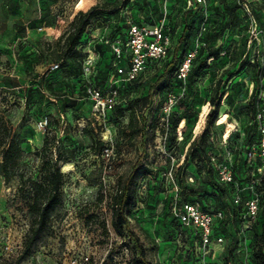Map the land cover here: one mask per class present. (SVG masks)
Listing matches in <instances>:
<instances>
[{
    "label": "rangeland",
    "instance_id": "1",
    "mask_svg": "<svg viewBox=\"0 0 264 264\" xmlns=\"http://www.w3.org/2000/svg\"><path fill=\"white\" fill-rule=\"evenodd\" d=\"M11 1L0 0V117H9L13 134L24 141L25 149L33 152L40 148L49 135L72 149L75 157L74 163L62 167L68 177L63 187V204L52 218L53 234L43 237L36 251L20 264H139L135 239L144 250L145 260L151 264H230L224 251L202 255L199 260L188 258L185 242L172 220L178 190L174 173L170 176L169 172L180 162L192 135L191 126L217 89L227 99L218 111L216 124L223 128L214 127L209 133L213 152L224 158L241 145L238 135L224 142L235 128H231L235 124L229 121V116L237 120L241 134L250 132L254 140L257 138L258 128L251 125L242 107L247 104L253 80H258L257 100L259 108L264 109V0H241V6L231 18L221 4L237 0L201 3L128 0L123 7L125 0H82L80 5L79 0H43L45 17L35 28L43 27L44 31L30 32L20 42H14L6 34L9 29L6 8ZM194 3L198 6L193 8ZM96 4L121 6V9L116 17L103 14L92 20L75 51L65 54L64 38L74 16ZM187 8L192 9L190 21L195 15L193 20L199 31L193 41L199 43L200 51L195 66L198 68L204 63L205 68L197 71L198 76L191 85L179 82L174 70L163 71L162 65L155 72L145 74L139 89L128 95V99L149 94L150 105L143 114L146 133L130 137L129 100L123 95L124 100L119 102L117 97L114 106L120 105L106 121L105 117L95 114L83 78L88 84L97 77L98 88L103 92L109 89L113 71L109 66L112 51L108 44L118 33L124 39L128 23L147 29L162 28L175 37L174 47ZM226 21L230 22L228 28L216 38V31ZM55 27L57 31L53 30ZM102 41L104 45L99 47ZM211 50L219 52L217 59L208 58ZM91 52L96 54L95 74L82 78L84 60ZM244 59L250 64L257 60L262 73L250 67L238 71ZM56 64L58 69L51 70ZM185 84L187 88L183 90ZM169 94L175 95L177 101L168 122H164L161 110ZM223 114L226 120L222 119ZM179 117H184L187 123L182 135L184 141L177 133L174 136L172 130L173 122ZM44 118L48 119V126L43 131L39 122ZM138 120L141 125L142 118ZM181 124L185 127L184 120ZM27 161L31 162L32 158ZM140 165L150 166L151 172L137 186L139 203L128 218V230L134 235V240H130L125 227L123 231L113 230L108 204L118 181ZM189 170L194 172L193 166ZM193 188L197 195L212 201L211 187L198 181ZM16 189V182L7 186L0 176V264H15L29 228V217L18 210L19 204L8 205ZM231 264L251 263L242 254Z\"/></svg>",
    "mask_w": 264,
    "mask_h": 264
},
{
    "label": "trees",
    "instance_id": "2",
    "mask_svg": "<svg viewBox=\"0 0 264 264\" xmlns=\"http://www.w3.org/2000/svg\"><path fill=\"white\" fill-rule=\"evenodd\" d=\"M128 3L129 1L125 0L122 7L126 6ZM196 6H198L197 3H194L193 8ZM221 6L231 18L241 6V0H237L232 4L223 2ZM120 9L121 6L110 7V4H96L90 6L86 10L81 9L78 11L70 24V31L64 38V53L68 55L75 51L80 44L86 28L92 20L103 14L116 17L118 16ZM192 12L193 11L190 8H187L184 11L180 22L181 28L176 35L177 42L174 47H172V44L175 37H172L171 34H167L163 31L171 41L168 55L164 60L149 64L137 79L128 82H121L113 87L118 91L119 102L124 100L122 99L123 95L128 99V95L139 89L142 78L145 74L155 72L161 65L163 71L174 70L176 73V79L179 82H182L177 78L178 69L185 55L194 48L195 44L193 41L198 36L199 32L197 22L193 20L195 15L192 16V21H190V15ZM229 24L230 22L226 21L219 27L216 31V38H219L224 34ZM127 34L128 26L125 29L124 39H122V35L118 33L115 35L114 40L108 44L112 51V59L109 63V66L113 71L111 74L112 77L117 73L116 66H127L128 62L126 59V53L120 58H117L111 45H117L125 51ZM102 45H104L103 41L98 46L101 47ZM199 52L198 49L197 55L192 61L191 68L185 79V83H188L189 85H191L194 78L198 76L197 71L205 68L204 63L198 68L195 66ZM97 53L101 56L99 52ZM218 56L219 52L217 50H211L208 54V58L210 59H217ZM245 67H250L255 69L258 73H262L257 60H254L251 64L248 63L246 59L242 60L238 67V71H242ZM42 74L44 75V73ZM235 74L236 73L231 74L230 77ZM97 82H100V79L94 77L92 81H88V84H86V81L83 78V85L87 92L89 86L98 88ZM258 82V80H253V89L249 95L247 104L242 107L245 109L251 125L254 124L258 128L257 138L254 140L250 132H248L247 135L244 132L241 134L237 120L228 115L229 121L234 122L237 127L227 140H230L234 135H238L241 141V145H239L233 152H229L233 155L234 178L241 187L247 186L249 182V171L251 169H256L259 165L258 161H254L250 164L246 159L247 152L251 147L258 144L260 138L259 123L256 120V115L262 110L259 108V101L257 100ZM186 88L187 85L185 84L184 90H186ZM226 99L227 96L220 93L218 89L215 90L209 97L207 105L204 106L205 109L200 112L198 120L191 126L192 135L191 138L187 140L185 150L182 153L183 160H180V162L172 168L176 188L178 190V199L175 208H180L181 205L186 203H199L201 209L205 212L212 214L221 213L222 218L216 219L214 222L213 235L214 237L222 236L224 238L223 251L227 253L226 262H229L230 264L234 263L236 258L238 259L242 254H246L251 264H264V179L255 186L256 191L260 195L259 210L256 219L249 228L243 229L242 216L244 213V203L246 199L250 197V192L244 191L242 193V201L240 204H235L233 199V186L221 183L211 164V158L219 155L212 150V145L208 141L210 138L209 133L214 127L223 128V126H217L216 122L219 118L218 111ZM144 100L146 101L142 103ZM129 102L130 119L128 128L130 131V137L145 136L146 122L143 114L150 105L149 94L140 99L129 100ZM119 105L120 104L117 103L112 109L107 111L105 115L106 121L110 120L114 110L118 108ZM140 117L142 118L141 125H139L138 120ZM183 120L185 121V127L181 130L183 135L187 126L184 117H179L173 122L172 130L174 136ZM99 126L98 128H100ZM200 128L202 130L199 133ZM194 129L196 136L194 135ZM153 130L154 127L152 125V131ZM55 138V136L49 137L48 135L44 138L43 145L31 152L23 147L24 141L16 138L13 134V127L9 117H0V176L2 177L4 184L7 186L12 182L17 183L15 196L11 202L9 200L8 205L11 206L12 203L17 202L19 204L17 207L18 210L24 211L29 217V228L24 238L23 249L16 258L15 264L22 263L34 253L43 237L53 234L52 218L55 211L63 204V187L68 176L62 171V167L74 163L75 157L72 149L63 145L62 142H57ZM144 140L146 142V138ZM184 140L185 138L183 137L181 141ZM28 158H32V161H27ZM194 161L195 165H192ZM190 166H193L194 172L189 170ZM149 172H151V167L148 165L135 166L124 179L118 181L117 188L110 196L108 210L111 214V226L115 232L123 231V228L125 227V232L127 230L128 239L130 240H134L132 239L134 235L128 230V218L133 209H135L139 203L137 195L139 180L147 176ZM190 177L193 178V182L189 181ZM198 181H202L207 186L211 187L212 194L210 196L212 201L208 200V197L197 195V191L193 186ZM99 200L100 202L103 201V195L99 197ZM174 209L171 213L172 220L176 223L180 235H182L183 241L185 242L186 250L188 252L187 256L188 258H191V261L199 260L202 254L199 251L198 238L192 228H185L180 224V221L174 215ZM102 226L104 231H106V222H104ZM134 242L136 248H138L139 259L137 262L139 264H151L145 260L144 250L142 247H138V240L135 239ZM240 242H245V249L238 248V243Z\"/></svg>",
    "mask_w": 264,
    "mask_h": 264
},
{
    "label": "built area",
    "instance_id": "3",
    "mask_svg": "<svg viewBox=\"0 0 264 264\" xmlns=\"http://www.w3.org/2000/svg\"><path fill=\"white\" fill-rule=\"evenodd\" d=\"M204 1L205 0H197L198 3ZM38 31L43 32L44 29L40 27L38 28ZM105 43L108 44V42ZM170 45V38L163 33L162 28L154 26L147 29L133 23H128L125 51L117 45H111L117 58H120L126 53V59L128 62L127 66H116L117 73L110 79V86L107 91L103 92L99 88L93 86H89L88 88V94L94 103L95 114H98L100 117H105L106 112L114 106L115 100L118 97V91L113 87L121 82H128L137 79L149 64L164 60L168 55ZM198 49L199 43L197 42L194 45V48L185 55L177 72V78L179 80L185 81L191 68L192 61L197 55ZM95 60L96 54L92 52L89 53L84 60L83 75L90 77L95 74ZM58 67V64L52 65L51 70H56ZM176 101V96L169 94L161 110L162 120L164 122H168L171 109ZM256 120L259 123L260 138L258 144L251 147L247 152L246 159L250 164L254 161H258L259 165L256 169H251L249 171V182L247 186H239L234 178L233 155L231 153H227L224 158H221L220 156H213L211 158V164L217 173L218 180L225 185L233 186V199L235 204H240L242 201V193L244 191L250 192V197L246 199L244 203V213L242 216L243 229L249 228L256 219L259 210L260 195L256 191L255 186L264 179V109L258 112ZM47 126V118H44L39 122L40 130L44 131ZM177 134L180 139V125ZM226 141L227 139H224V142ZM181 160H183V156ZM173 166L169 172L170 176H173ZM189 181L193 182L194 180L190 177ZM174 215L183 227L192 228L194 230V233L198 238L199 251L202 255L210 253L215 255L218 252H223L224 238L222 236L214 237L213 235L214 222L216 219L222 218L221 213H208L201 209L199 203H186L181 205L180 208H175ZM245 245V242H240L238 243V248L245 249ZM6 250L12 252L11 248H6Z\"/></svg>",
    "mask_w": 264,
    "mask_h": 264
},
{
    "label": "crops",
    "instance_id": "4",
    "mask_svg": "<svg viewBox=\"0 0 264 264\" xmlns=\"http://www.w3.org/2000/svg\"><path fill=\"white\" fill-rule=\"evenodd\" d=\"M42 1L43 0H12L7 4L10 5L6 8L8 9L6 23L9 26L6 33L8 36L7 38L12 39L14 42H20L26 39V34L38 31V28H35L36 25H38L37 22L45 17V15H42L43 12H45V6H43ZM81 2L82 0H79V5ZM79 5L77 7H79ZM43 24L44 22L42 25ZM53 30L57 31V28L55 27ZM236 127L235 124L234 129H236Z\"/></svg>",
    "mask_w": 264,
    "mask_h": 264
},
{
    "label": "bare ground",
    "instance_id": "5",
    "mask_svg": "<svg viewBox=\"0 0 264 264\" xmlns=\"http://www.w3.org/2000/svg\"><path fill=\"white\" fill-rule=\"evenodd\" d=\"M222 119H223V120H226V119H225V114L222 115ZM234 127H235L234 125L231 126V128H234ZM181 128H183V124H181L180 129H181ZM181 139H182V133H181V138H180V140H181ZM224 139H226V138H224ZM67 166H68V165H67ZM67 166H65V167H67ZM69 166H70V165H69Z\"/></svg>",
    "mask_w": 264,
    "mask_h": 264
}]
</instances>
